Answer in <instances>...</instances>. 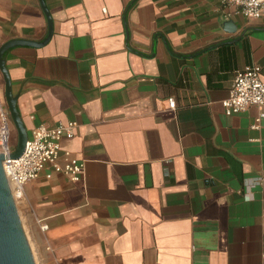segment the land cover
Masks as SVG:
<instances>
[{
  "label": "crops",
  "instance_id": "1",
  "mask_svg": "<svg viewBox=\"0 0 264 264\" xmlns=\"http://www.w3.org/2000/svg\"><path fill=\"white\" fill-rule=\"evenodd\" d=\"M45 3L51 41L14 47L6 67L28 136L78 123L61 150L85 173L24 186L36 262L264 264V184L248 186L264 178L263 108L222 107L237 71L264 77V17L219 0ZM48 26L39 0H0V46L42 42Z\"/></svg>",
  "mask_w": 264,
  "mask_h": 264
},
{
  "label": "built area",
  "instance_id": "2",
  "mask_svg": "<svg viewBox=\"0 0 264 264\" xmlns=\"http://www.w3.org/2000/svg\"><path fill=\"white\" fill-rule=\"evenodd\" d=\"M222 6H232L234 13L245 20H260L264 17V0H219ZM227 99L223 100L222 107L226 116L244 112L249 106L262 107L263 111L251 126L257 130L264 123V77L261 68L256 65L244 67L236 72ZM170 109L175 110L177 103L169 100ZM12 124L9 108H7L4 92L0 87V154L4 157L3 168L8 177L11 191L16 205L24 201V186L42 173L51 179L55 173L69 176L73 181L83 179L85 162L72 156L69 151L62 152L63 140L72 139L78 128V123L69 121L55 127L39 125L35 127L26 144L23 154L12 157L11 149ZM248 186L263 185L264 178H252ZM18 208V207H17ZM41 229L46 232L49 225L43 220H37Z\"/></svg>",
  "mask_w": 264,
  "mask_h": 264
},
{
  "label": "water",
  "instance_id": "3",
  "mask_svg": "<svg viewBox=\"0 0 264 264\" xmlns=\"http://www.w3.org/2000/svg\"><path fill=\"white\" fill-rule=\"evenodd\" d=\"M40 6L48 23V34L42 42L14 39L0 46V74L4 81V95L7 108H9L12 124L14 125L18 145L12 157L21 156L25 150L28 132L19 110L17 108L18 96L11 88V77L6 67L4 54L14 47H44L51 41L54 33V23L50 10L45 0H39ZM223 29L227 33L235 32L236 25L232 20L223 22ZM0 154V264H37L30 241L28 240L24 225L22 224L20 211L15 203L9 180L3 168V158Z\"/></svg>",
  "mask_w": 264,
  "mask_h": 264
},
{
  "label": "rangeland",
  "instance_id": "4",
  "mask_svg": "<svg viewBox=\"0 0 264 264\" xmlns=\"http://www.w3.org/2000/svg\"><path fill=\"white\" fill-rule=\"evenodd\" d=\"M1 77V76H0ZM0 87L3 91V88H4V82H3V79L0 78ZM18 136H17V131L15 130V127L13 126L12 127V132H11V138H10V142H11V149L13 151H15V149L17 148V145H18ZM17 207H20V205H18ZM37 264H38V261H37Z\"/></svg>",
  "mask_w": 264,
  "mask_h": 264
},
{
  "label": "flooded vegetation",
  "instance_id": "5",
  "mask_svg": "<svg viewBox=\"0 0 264 264\" xmlns=\"http://www.w3.org/2000/svg\"><path fill=\"white\" fill-rule=\"evenodd\" d=\"M0 76H1L0 78H2V79H3V77H2V75H1V74H0ZM0 80H1V79H0ZM3 82H4V81H3ZM3 89H4V88H3ZM1 90H2V89H1ZM3 92H4V91H3Z\"/></svg>",
  "mask_w": 264,
  "mask_h": 264
}]
</instances>
